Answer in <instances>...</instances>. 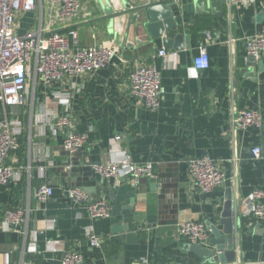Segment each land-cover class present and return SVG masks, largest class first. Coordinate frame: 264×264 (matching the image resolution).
Wrapping results in <instances>:
<instances>
[{"label":"crops","instance_id":"1","mask_svg":"<svg viewBox=\"0 0 264 264\" xmlns=\"http://www.w3.org/2000/svg\"><path fill=\"white\" fill-rule=\"evenodd\" d=\"M152 1L159 0H80L78 14L62 23H51L45 5L17 13L18 34L50 23L43 33L76 30L79 46L111 43L118 54L104 68L54 83L30 70L25 103H0V119L12 123L18 143L5 164L23 166L20 179L0 185V264H60L65 248L79 251L83 264H201L185 248L189 242L177 233V224L184 219L217 224L227 192L239 207L232 263L264 264V217L240 212L253 189L264 191V56L250 61L244 44V37L264 34V17H259L264 0L246 7L226 0H172L173 32L188 38L181 49L152 39L142 10L113 17L109 33L105 11ZM132 13H138L136 20ZM201 46L209 66L198 70L193 57ZM135 63L160 72L163 93L157 109L129 94ZM239 109L256 110L261 126L236 127L232 116ZM64 114L75 131L88 135L86 145L70 158L62 148L65 129L53 126ZM255 146L260 157L254 159ZM119 151L135 163H156L160 183L142 178L133 184L90 169L89 164L110 160ZM203 155L225 173L224 182L208 193L188 173L187 161ZM40 184L53 188L45 201L34 197ZM69 186L81 187L90 201L106 198L110 215L92 218L85 205L70 203L65 196ZM6 207L28 209L21 230L2 222ZM91 234L101 237L100 246L89 245Z\"/></svg>","mask_w":264,"mask_h":264},{"label":"built area","instance_id":"2","mask_svg":"<svg viewBox=\"0 0 264 264\" xmlns=\"http://www.w3.org/2000/svg\"><path fill=\"white\" fill-rule=\"evenodd\" d=\"M256 0H226L228 5L246 7ZM45 5L49 11L51 23H62L76 16L81 8L80 0H0V103L5 106H22L25 103V91L29 71L33 70L47 82H59L64 77L83 76L108 66L118 54V48L111 43L91 46H79L77 31H49L37 26L22 34L14 31L18 12L37 10ZM208 38L210 36L208 35ZM245 51L256 60L264 56V34L252 33L244 37ZM158 54L164 56L166 49ZM196 69L209 66L206 48L201 46L193 57ZM264 71V68H263ZM129 94L149 109H157L162 98L161 76L154 65L135 63L129 73ZM264 82V74L262 77ZM232 123L239 128H259L261 117L256 110L239 109L232 116ZM54 128L65 129L62 148L70 158L88 142L87 132L74 130V122L64 114L56 118ZM18 143L12 123L5 117L0 119V185H7L20 179L23 166L5 164L11 151L17 149ZM115 157L89 164L90 169L105 178L123 177L133 184L140 179H151L157 183L159 174L156 163L133 162L124 151ZM251 156L260 157V147L251 149ZM189 177L202 192L208 193L219 187L225 180L224 171L208 155L191 158L187 161ZM70 163L67 167L70 168ZM53 193L48 184H40L34 191L36 200L45 201ZM65 196L74 205H85L92 218H104L110 215V203L106 198L90 201L87 193L78 186L65 189ZM243 215L261 219L264 217V191L253 189L241 203ZM28 218V209L23 207H6L1 212L2 222L12 229L23 228ZM177 233L189 243L207 245L210 231L203 221L184 219L177 224ZM90 246H100L101 237L91 234ZM34 245V244H33ZM60 264H83L82 254L76 249L65 248ZM237 264V263H228Z\"/></svg>","mask_w":264,"mask_h":264},{"label":"water","instance_id":"3","mask_svg":"<svg viewBox=\"0 0 264 264\" xmlns=\"http://www.w3.org/2000/svg\"><path fill=\"white\" fill-rule=\"evenodd\" d=\"M171 4L172 0L152 1L141 6L129 5L127 2L120 4L116 9L105 11L106 15L104 17L110 22L108 31L111 34L113 17L142 10L146 15L144 26L150 37L152 39L160 37L163 45L181 49L184 46V41L186 46L188 45V38L181 32H173L177 27V23ZM136 17H138V13H132V19L136 20ZM259 17H264V5ZM166 32H169L172 36L166 35ZM253 60L254 58L250 56V61ZM238 208V203L233 200L232 194L227 192L223 212L217 224L210 221L206 222L210 231L208 246L197 243L186 244L185 248L202 260L201 264H213L216 261L220 264L234 262L236 253L234 251L233 236L238 225ZM124 230H126V227H124ZM126 236L135 240V236L132 233H127Z\"/></svg>","mask_w":264,"mask_h":264}]
</instances>
